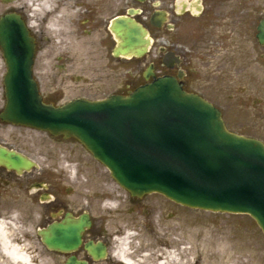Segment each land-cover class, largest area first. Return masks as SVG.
<instances>
[{"label": "water", "instance_id": "95a60500", "mask_svg": "<svg viewBox=\"0 0 264 264\" xmlns=\"http://www.w3.org/2000/svg\"><path fill=\"white\" fill-rule=\"evenodd\" d=\"M259 29L263 42L264 21ZM112 30L119 39L116 55L148 52V31L135 19L117 17ZM0 44L8 64L4 120L78 139L133 196L159 192L192 208L249 213L264 231V143L231 132L221 111L185 91L176 77H157L152 67L146 78L153 75V80L128 95L76 99L56 107L39 95L32 72L34 39L19 16L0 20ZM0 157L20 172L32 165L5 148H0ZM90 224L87 215L78 220L67 216L39 233L49 248L73 251ZM85 247L95 259L107 255L102 242L90 241ZM66 264L87 261L72 256Z\"/></svg>", "mask_w": 264, "mask_h": 264}, {"label": "rangeland", "instance_id": "374dc122", "mask_svg": "<svg viewBox=\"0 0 264 264\" xmlns=\"http://www.w3.org/2000/svg\"><path fill=\"white\" fill-rule=\"evenodd\" d=\"M153 1L155 0H149L147 3L149 12L152 9L150 3ZM261 2L264 0H258V3ZM149 12L143 13L141 20ZM149 27L151 29V26ZM151 36L153 44L150 52L139 59L141 69L137 59H123L119 64L112 63L111 74L98 80L99 88L94 91L97 97H104L119 90L126 78L131 86L143 83V73L152 62L155 63L158 74L169 72L162 64L157 41L160 36L168 41L169 36L154 29H151ZM99 37L51 36L49 43L52 45V51L48 58L49 64L66 62L63 58L59 59V56L67 55L71 61L70 64L66 63L70 65L66 69L67 73H91L90 66L95 61L103 63L109 57L116 62L110 56V51L104 55L98 52L99 58H96L90 49L91 46H83L84 43L90 44ZM242 42V46L248 48L247 51L251 55L250 63L244 65L243 59L241 62L238 59L235 65L226 63L223 66L224 75L216 74L214 81H207L206 68L197 61L195 72H191L196 80L189 81L188 86L199 90L219 105L233 131L264 140V46L251 40ZM123 67H128V72ZM95 81L97 80L93 82ZM0 83V92L3 93V83ZM69 83L71 85H68L65 91L67 100L80 93L74 88V83ZM11 133L21 139L20 145L25 150L35 148L33 144L48 146L49 159L42 161L39 158L40 165L46 163L50 170L52 167L58 168V176L63 177L66 200L81 204L93 214L96 230L101 232V236L110 245V254L108 259L91 264H125L115 257L114 251L119 248V240L127 232L136 233L129 244L132 257L136 260L142 258L145 253L170 251L176 255L179 262L189 258L198 261V264H264V233L250 215L188 208L158 193L133 198L76 140L56 142L48 133L29 128L10 127L2 131L5 138ZM89 202L90 205L86 206ZM4 213L6 212H2L6 216ZM17 227L16 236L23 239L26 233L21 227ZM32 229L30 232L33 234V240L29 247L35 255L34 263L38 264V257L42 256L44 259H50L49 264H63L65 258H59L47 250L38 238V228L34 226ZM80 256H84V253Z\"/></svg>", "mask_w": 264, "mask_h": 264}, {"label": "flooded vegetation", "instance_id": "af4514ba", "mask_svg": "<svg viewBox=\"0 0 264 264\" xmlns=\"http://www.w3.org/2000/svg\"><path fill=\"white\" fill-rule=\"evenodd\" d=\"M148 1L0 0V19L4 15L14 13L24 21L28 33L35 38L34 77L40 94L45 102L56 105L66 101L65 91L67 86L71 85L69 81L74 83V88L80 91L78 96L97 98V93L94 91L99 88L98 80L105 79L104 76L111 74L112 63L119 64L123 59L130 60L113 55L117 39L111 31V24L116 16L129 15L132 7L138 10L134 15L137 21L151 26V29L160 34L169 36L168 41L162 39V36L158 37V51L162 54V59L167 51L174 54L175 64L169 69V73L177 76L184 82V87L192 92L203 94L188 86L189 81L196 80L191 72H195L197 61L206 68L208 75L205 80L214 81L216 74H225L223 66L226 63L235 65L238 59L240 62L243 59L244 65L250 63L251 55L247 51L248 48L242 46V41L251 40L264 46V43L258 40V26L264 19V2L258 3V0H155L150 3L152 9L149 12ZM145 12L149 14L143 16L141 20V15ZM155 12L164 14L162 18L157 19V22L161 20V25L152 24L151 18ZM54 35L100 36L96 41L90 44L84 43L83 46H91L90 49L96 58H99L98 52L104 55L110 51V56L116 62L108 57L106 62H93L90 66L91 73H67L66 69L70 65L66 63L71 62L67 55L59 57V59L67 60L66 62L49 64L48 58L52 51L49 41ZM3 54L0 46V82L3 78L2 68H6ZM134 59L139 61L141 58ZM178 59L181 60L180 64ZM138 66L141 69L140 61ZM78 68L80 71L81 65ZM119 68L120 66L117 67ZM124 68L128 72V67ZM181 72L183 73L180 78ZM139 78L141 79V74ZM90 79H92L91 82ZM94 80L97 81L93 82ZM121 85L123 86L119 90L113 92L128 93L132 84L126 78V82ZM203 96L206 97L204 94ZM5 102V96L0 92V115ZM10 127L28 129V127L7 123L0 116V146L25 155L34 165L28 170L18 172L0 163V218L3 216L21 227L26 233L23 239L30 243L33 240V234L30 231L34 226L39 230L53 222L62 221L68 213L77 218L88 212L92 225L85 231L84 240H103L106 243L107 240L101 236V232L96 230V221L91 211L81 204L77 205L66 200L64 181L62 176H58V168L52 167L50 170L48 164L40 165V159L42 161L49 159L48 146L33 144L35 148L25 150L20 145L21 139L17 135L11 133L8 138L3 137L2 131ZM54 140L61 142L63 137H54ZM89 205L90 202L86 206ZM2 212H6L4 214L7 215H3ZM37 235L43 243L38 231ZM46 249L49 250L47 247ZM49 251L58 255L59 258L63 256L65 258L63 264L72 255L66 252ZM81 253H84L81 257L88 259L91 263L95 262L84 246L74 252L79 256Z\"/></svg>", "mask_w": 264, "mask_h": 264}, {"label": "bare ground", "instance_id": "6f19581e", "mask_svg": "<svg viewBox=\"0 0 264 264\" xmlns=\"http://www.w3.org/2000/svg\"><path fill=\"white\" fill-rule=\"evenodd\" d=\"M17 230L18 227L14 222L6 218L0 219V264H36L34 263L35 255L31 252L29 242L26 239L17 238ZM135 234L127 232L125 236L120 238V246L114 251L116 258L127 264H198V261H193L189 258L183 262H179L176 255L170 251L164 253H158V251L145 253L142 258L135 260L129 248L131 238ZM185 252H188L187 249ZM38 258V264L50 263L49 258L44 259L42 256ZM240 263L243 264V262Z\"/></svg>", "mask_w": 264, "mask_h": 264}]
</instances>
